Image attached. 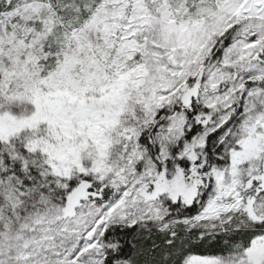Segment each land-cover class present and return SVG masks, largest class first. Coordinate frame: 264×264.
I'll return each mask as SVG.
<instances>
[{
    "label": "snow or ice",
    "instance_id": "6c2138e0",
    "mask_svg": "<svg viewBox=\"0 0 264 264\" xmlns=\"http://www.w3.org/2000/svg\"><path fill=\"white\" fill-rule=\"evenodd\" d=\"M0 264H264V0H0Z\"/></svg>",
    "mask_w": 264,
    "mask_h": 264
}]
</instances>
